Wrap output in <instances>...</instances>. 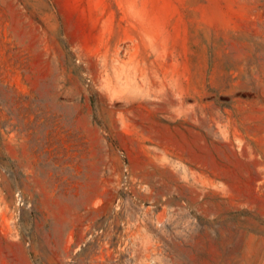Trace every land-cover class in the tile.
I'll use <instances>...</instances> for the list:
<instances>
[{
	"label": "rangeland",
	"instance_id": "rangeland-1",
	"mask_svg": "<svg viewBox=\"0 0 264 264\" xmlns=\"http://www.w3.org/2000/svg\"><path fill=\"white\" fill-rule=\"evenodd\" d=\"M0 264H264V0H0Z\"/></svg>",
	"mask_w": 264,
	"mask_h": 264
}]
</instances>
